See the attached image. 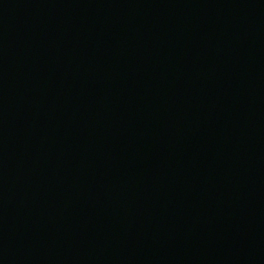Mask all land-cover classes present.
Listing matches in <instances>:
<instances>
[{"label": "water", "instance_id": "water-1", "mask_svg": "<svg viewBox=\"0 0 264 264\" xmlns=\"http://www.w3.org/2000/svg\"><path fill=\"white\" fill-rule=\"evenodd\" d=\"M0 264H264V0H0Z\"/></svg>", "mask_w": 264, "mask_h": 264}]
</instances>
